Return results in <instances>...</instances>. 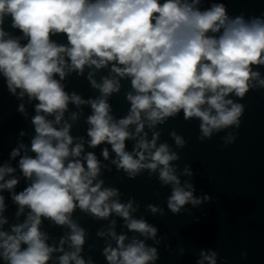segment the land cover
<instances>
[{"label":"clouds","instance_id":"9594fccd","mask_svg":"<svg viewBox=\"0 0 264 264\" xmlns=\"http://www.w3.org/2000/svg\"><path fill=\"white\" fill-rule=\"evenodd\" d=\"M200 0H0V73L7 87L19 97L27 95L36 100V115L32 124L36 135L31 141L35 156L24 155L19 160L23 176L31 184L12 199L19 206L17 216L30 209L23 223L12 226L11 233L0 230V257L6 264H48L51 254L63 252L70 241L74 251L64 252L59 264H86L80 253L85 243V232L71 219L76 208L98 219L112 213L123 217L130 231L145 237H155L157 229L143 219L130 215L132 203L122 204L112 199L119 195L114 188H103V180L94 183L100 174V161L93 152L80 159L84 145H73L67 122L59 125L69 103L77 106L90 104L92 115L87 118L89 146L111 145L116 159L112 161L134 178L142 169L155 172L159 180L173 185L168 208L177 214L191 203H201L194 197L191 184L185 190L175 175L171 161L178 159L167 143L157 147L159 133L147 139L149 129L163 124L181 111L183 118H198L202 137H210L213 130L239 125L244 111L241 103L228 98H243L257 85L264 87V79L253 67L264 66V19L245 21L243 16L230 18L224 3H213L200 10ZM11 18V26L23 34L8 35L3 24ZM65 34L68 44H57L53 35ZM111 63V72L118 77H130L134 90L126 99L130 110L126 117L114 120L110 115L108 97L120 91L116 76L104 77L98 84L89 74L93 88L101 96L83 100L75 93L69 95L60 83L68 71L82 75L84 68L101 69ZM59 76V80L55 77ZM24 113V105L19 106ZM54 116V120L47 117ZM76 119V114H72ZM135 125V132L129 127ZM23 135V133H21ZM175 143L184 141L175 132ZM133 154L125 151V141L136 139ZM21 148L24 145H20ZM20 155L13 150L12 158ZM104 159L108 148L102 149ZM86 165V166H85ZM10 166L0 167V190H12L18 179L5 180L13 173ZM188 172V170H185ZM190 174V173H188ZM209 199L205 197V200ZM152 212L157 209L149 206ZM5 210L4 196L0 195V214ZM42 218L56 225H67L71 233L61 239V247H50L47 235L40 230ZM7 220L0 215V226ZM114 223V222H113ZM116 247L108 246L104 255L108 264H149L155 261L156 249L133 238L125 244L126 236L109 233ZM102 235V233H101ZM23 246V247H22ZM203 261L216 264V253H201Z\"/></svg>","mask_w":264,"mask_h":264},{"label":"water","instance_id":"95a60500","mask_svg":"<svg viewBox=\"0 0 264 264\" xmlns=\"http://www.w3.org/2000/svg\"><path fill=\"white\" fill-rule=\"evenodd\" d=\"M213 3H224L230 18L243 16L245 21L256 17L264 19V0H200L196 7L203 11ZM3 29L8 34L5 39L9 36L20 37L21 44L27 42L23 34L11 26L10 17H5ZM51 39L57 44H68L65 34L53 35ZM111 66V63L101 69L86 66L82 75L66 69L67 75L60 83L69 95L75 93L85 101L94 100L101 93L91 86L89 74L100 84L104 77L116 76L111 72ZM252 67L264 79V66ZM55 78L59 80V76ZM116 79L120 82V91L112 93L108 102L111 105L110 115L118 121L129 113L131 105L126 99L127 94L135 93L130 77L116 76ZM253 83L257 86L250 88L242 99L234 94L228 97L244 106L239 125L213 130L210 137L200 139L203 135L200 130L201 121L198 118L185 120L182 111L152 129L145 124L140 136L147 133L150 141L154 132L159 133L157 147L167 143L170 151L178 155V159L170 163L181 186L190 190L186 185L191 184L194 197L201 200L195 206L191 203L184 205L177 214L168 208L173 185H166L159 180V169L155 172L142 169L134 178H130L124 170H118L112 163L117 157L111 145L102 143L95 148L89 146L90 137L87 132L91 126L87 118L92 115L90 104L77 106L69 103L61 123L54 125L59 128L67 122L71 125L70 135L73 137L71 147L78 143L84 145L80 157L69 159L83 161L88 152H93L100 161V174L94 183L103 180L102 189H117L119 195L112 199L122 204L131 202L135 209L131 211V217L143 219L157 229L155 237H145L130 231L124 218L115 213L107 219H98L76 208L71 219L85 232L80 256L86 264H108L104 249L108 246L116 247L110 231H115L117 236L125 235L126 245L136 238L146 246L155 248L157 258L149 264H200L202 252L208 255L215 252L216 264H264V87H260L256 81ZM19 92L20 89H17V94H12L6 78L0 73V167L7 165L15 169L5 176V180L18 179L17 186L11 191L0 190L5 203V210L0 215L7 220L6 224L0 226V230L9 234H12V226L23 223L30 211L25 207L24 212L17 216L19 206L12 199L13 193L18 194L31 184V180L20 171L19 160L24 155L35 156L31 151V141L36 135L32 117L36 115L35 105L38 101H29L27 95L20 98ZM21 104L24 105V113L19 111ZM73 113L76 119H72ZM47 118L54 120V116ZM129 131L134 133L135 125L130 126ZM173 132L184 141L183 147L175 143L171 135ZM140 136L125 141V151L133 154L134 158V147ZM105 147L109 150L108 159L102 155ZM15 149H19L20 155L12 158L11 153ZM205 197L209 199L205 200ZM150 205L157 211L152 212ZM40 230L48 237L46 243L56 248L61 247V239L71 233L67 225H56L45 218H42ZM62 247L64 251L53 252L48 264H59V257L64 252L74 251L70 241ZM0 264H6L2 257ZM203 264L208 262L205 260Z\"/></svg>","mask_w":264,"mask_h":264}]
</instances>
